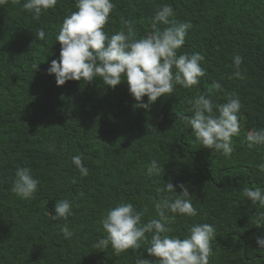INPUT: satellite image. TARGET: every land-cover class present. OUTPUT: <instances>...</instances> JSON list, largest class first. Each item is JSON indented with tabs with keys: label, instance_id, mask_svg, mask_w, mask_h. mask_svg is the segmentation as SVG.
I'll return each mask as SVG.
<instances>
[{
	"label": "trees",
	"instance_id": "1",
	"mask_svg": "<svg viewBox=\"0 0 264 264\" xmlns=\"http://www.w3.org/2000/svg\"><path fill=\"white\" fill-rule=\"evenodd\" d=\"M22 3L0 6V264H135L137 254L149 259L144 246L117 256L111 246L101 250L95 243L105 235L102 216L117 203L143 210L144 222L156 217L153 201L164 194L155 186L164 182L183 183L198 213L177 215L173 235L182 238L193 224L208 223L216 231L209 264H264L256 244L264 226L252 222L264 208L243 196L245 188L264 189L257 167L264 164V145L250 149L246 140L249 131L264 127V0H113L104 29L109 36L127 33L124 20L134 22L136 38L145 36L148 18L170 4L177 22L192 25L178 55L205 57L198 85H177L149 109L134 107L126 81L114 89L100 77L57 86L47 69L59 59L56 36L76 10L75 0H58L39 20L22 11ZM40 29L44 40L35 37ZM236 54L243 57L242 79L234 75ZM232 92L242 104L240 132L225 157L204 148L181 117L193 115L194 97L209 94L223 103ZM76 155L89 169L86 177L72 163ZM153 159L163 165L161 177L144 174ZM19 167L31 168L40 181L33 199L11 191ZM64 199L72 203V215L52 220L49 213ZM65 223L74 231L70 240L61 232Z\"/></svg>",
	"mask_w": 264,
	"mask_h": 264
},
{
	"label": "clouds",
	"instance_id": "2",
	"mask_svg": "<svg viewBox=\"0 0 264 264\" xmlns=\"http://www.w3.org/2000/svg\"><path fill=\"white\" fill-rule=\"evenodd\" d=\"M7 0H0L3 6ZM20 3V0H12ZM58 0H23L22 11L30 13L33 19L56 6ZM113 0H75V11L66 15L56 36L60 44L59 59H53L47 73L54 75L57 86L67 81L91 83L96 77L111 88L126 81L130 95L137 101L134 107L149 109L158 98L169 96L177 85L189 89L200 83L205 75L201 62L205 57L197 52L178 55V50L185 44L189 22H177L174 9L170 4L158 7L154 16L148 18L151 32L136 38L134 22L124 20V30L109 36L104 30L109 14L114 10ZM36 39L44 40L45 31L40 29ZM243 57L233 56L235 77L243 78L239 71ZM38 69V65H34ZM231 78V77H230ZM213 88L221 91L219 83ZM147 97V102L143 98ZM190 118L182 116L194 138L204 148L215 150L225 157L234 152L233 137L240 132L239 114L242 104L235 92L228 93L223 103H214L209 94H202L189 100ZM246 140L251 149L264 145V127L251 130ZM72 163L79 174L86 177L89 169L84 166L82 157H72ZM258 170L264 174V164ZM163 165L156 159L146 165L148 177H161ZM40 181L35 178L32 169L19 167L15 170L11 191L24 200L33 199ZM155 184V182H154ZM176 187L181 189L177 194ZM155 191L160 198L154 200L156 217L143 221V210H138L131 202H120L107 210L100 224L105 235L95 243L97 249H113L115 255L131 249L137 254L142 246L149 259L137 254L135 264H209L213 254L212 241L216 238L213 225L208 223L193 224L183 237L173 235L171 225L177 215L195 217L197 209L192 203V194L183 184L174 186L171 182L156 184ZM243 196L253 205L264 208V189L245 188ZM52 220L67 221L72 215V203L67 200L57 201ZM158 217V218H157ZM260 228L264 226V212L252 221ZM61 232L64 239L70 240L74 231L65 223ZM258 250H264V235L256 238Z\"/></svg>",
	"mask_w": 264,
	"mask_h": 264
}]
</instances>
